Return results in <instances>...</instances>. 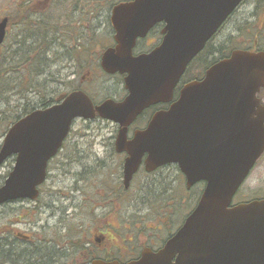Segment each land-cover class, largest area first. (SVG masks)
I'll return each instance as SVG.
<instances>
[{
    "label": "water",
    "instance_id": "water-1",
    "mask_svg": "<svg viewBox=\"0 0 264 264\" xmlns=\"http://www.w3.org/2000/svg\"><path fill=\"white\" fill-rule=\"evenodd\" d=\"M243 0H130L112 8L116 45L106 48L101 67L125 74L128 94L95 104L82 89L61 95L14 122L0 145V167L11 155L15 165L0 186V204L34 200L74 120L96 117L119 129L116 145L130 156L125 182L148 153L147 165L177 163L191 188L205 187L179 231L158 252L127 264H264V198L233 205V198L264 153V51L234 49L200 81L185 84L168 109L154 113L146 128L127 140L129 126L147 108L171 102L194 57ZM165 21L161 44L134 55L138 38ZM9 18H0V44ZM90 264H121L94 260Z\"/></svg>",
    "mask_w": 264,
    "mask_h": 264
},
{
    "label": "flooded vegetation",
    "instance_id": "flooded-vegetation-1",
    "mask_svg": "<svg viewBox=\"0 0 264 264\" xmlns=\"http://www.w3.org/2000/svg\"><path fill=\"white\" fill-rule=\"evenodd\" d=\"M165 28L164 20L155 23L144 37L137 40L134 55L157 48L164 39ZM222 28L188 65L175 88L173 100L149 107L129 126L128 141L134 138L137 131L147 127L155 112L168 109L179 98L185 84L202 80L208 69L224 58L221 41L217 39ZM112 32L111 45L115 46V32ZM87 40H91L89 35ZM120 76L124 79V75ZM117 133L118 129L101 146L64 143L49 160L47 176L39 186L36 199H17L0 205V221L7 220L2 222L0 231V264H47L48 247L55 255H61L63 243L60 245V233L66 229L63 228V222L70 215H75L74 208L80 210L88 205L87 227L80 225L83 242L66 244L72 246L75 253L78 252L84 264L94 260L117 261L121 264L139 260L145 252L161 250L179 231L192 211L183 216L177 227L173 226L180 203V193L173 191V183L186 182L179 165L166 163L149 168L146 163L148 153H145L137 171L126 184L125 164L130 154L127 150H118ZM16 158L17 155H11L4 163L9 165L8 174ZM189 190L184 187L185 192ZM182 196L181 200L184 201L186 193ZM145 201L148 203L143 206ZM111 204L113 208H110ZM116 206L118 209L115 212L112 209ZM122 206H126V214L122 213ZM112 212L124 217L118 218L117 222H110ZM53 218H56L57 223L51 227L49 221ZM21 223L28 227V232L12 235L14 227ZM12 237L13 241L10 242ZM67 240H71L69 235Z\"/></svg>",
    "mask_w": 264,
    "mask_h": 264
},
{
    "label": "rangeland",
    "instance_id": "rangeland-1",
    "mask_svg": "<svg viewBox=\"0 0 264 264\" xmlns=\"http://www.w3.org/2000/svg\"><path fill=\"white\" fill-rule=\"evenodd\" d=\"M54 1L58 0H0V18L3 16H10L13 18V22L20 19V7L23 5H31L33 11L37 14L32 15L33 20L37 19L38 15L46 14L49 19L50 16H57L60 12L62 13L64 7H56L52 14L50 13V8ZM126 0H105L102 1L101 9L94 6L93 0H80V4L76 5L75 2H71L68 5V10L66 11V16L72 17V22L77 30L80 45L79 48L82 49L87 45V36L91 38H98L100 43L94 44L89 42V49L91 53L85 54L81 61H71L69 58L63 59L58 58L52 59L49 67L48 73L39 78V82L42 84L41 89H44L45 93L49 97H57L61 93H67L72 90V88L80 85L81 88L92 94L94 101L100 103L107 98H115L116 100H121L125 94V87L123 79L120 75H109L101 71L99 67V60L96 61V56L98 51L108 46L112 43V26L110 22V15L112 7L119 2ZM101 3V2H100ZM77 8V9H75ZM91 8L97 11V14L93 15ZM75 9V10H74ZM60 13V14H61ZM45 17V18H46ZM11 24L9 30V36L5 46L7 47L14 42L16 35L22 33L23 35H28L32 30L27 29L30 24ZM217 39L221 41L222 52L224 55H228L232 50L236 48L251 47L255 40H258L259 48L264 49V0H247L234 15L229 19L225 26L220 31ZM73 43V42H72ZM3 49L0 48V53ZM62 54L63 51H59ZM84 77V78H83ZM72 80L74 85H67L62 81ZM74 90V89H73ZM260 98L264 102V90L260 93ZM34 102L39 101L40 96L37 94H32L30 96ZM5 122L0 123V143L2 142L4 135L6 133ZM118 129V125L112 121L96 118L94 120L77 119L73 125V131L71 132L68 140L65 144L80 146H101L104 145V140H109ZM9 171V165L4 164L0 168V184L3 182ZM60 185V184H59ZM174 192L176 194L180 193V203L178 206V217L174 218L173 226L177 227L183 220V216H186L194 205H196L197 200L203 190V185L199 184L191 188L188 191H184L185 182L173 183ZM186 189V187H185ZM186 193V198L182 201V195ZM264 197V154L257 162L255 168L250 172L247 179L244 181L242 186L236 193L233 202H244L255 198ZM115 204V202H113ZM148 201L143 202V206L147 204ZM110 208H113L111 204ZM90 209V205L82 207L80 210L74 208L75 215H70L69 219L63 222V230L60 235H62L60 245L66 246V244H80L83 242L80 225H84L86 228V213ZM116 206L113 211H117ZM122 213L126 214V206H122ZM115 212L111 213L110 222H117L118 218L124 217L123 215L117 216ZM2 222H7V220L0 221V231ZM83 222V223H82ZM57 223L56 218L50 219L49 224L53 227ZM14 226V225H12ZM13 228V227H12ZM69 232H68V230ZM52 232H56L55 229H50ZM18 232H28V227L24 224H18L14 227L12 235L15 236ZM70 236L71 240L68 241L67 237ZM80 238V239H79ZM13 241V237L10 242ZM21 241V240H18ZM64 249H69L68 257L64 259L63 264H84L77 253H74L72 246L63 247ZM81 248H79V251ZM71 255V256H70ZM70 256V257H69Z\"/></svg>",
    "mask_w": 264,
    "mask_h": 264
},
{
    "label": "trees",
    "instance_id": "trees-1",
    "mask_svg": "<svg viewBox=\"0 0 264 264\" xmlns=\"http://www.w3.org/2000/svg\"><path fill=\"white\" fill-rule=\"evenodd\" d=\"M102 1L105 0H95V2L93 0L94 6L101 9ZM71 2H75L76 5L81 3L80 0L54 1L50 10L54 11L58 6L64 7V11L57 16H50L49 19L46 14H41L38 15L37 19L33 20L31 16L36 13L31 5H23L19 8V13H22L19 20L13 22V18L9 16V30L11 24L13 25L20 21L18 23L20 25L23 23L30 24L27 29L28 31L32 30V32L28 35H23L22 33L16 35L17 38L7 47L5 46L7 39L0 45V48L3 49L0 53V123L5 122L3 132L5 129L7 132L15 121L32 110L52 105L63 94L57 95L56 98L49 97L44 89L39 88L42 87L39 78L48 73L47 69L52 59L69 58L71 61H81L85 54L89 55L91 53L88 40L86 46L82 49L79 48L80 41L77 30L73 26L72 17L66 16L68 5ZM52 10L50 11L51 14ZM91 11L93 15L97 14V11L92 8ZM96 36L91 38L90 43H100ZM254 47L258 50H264L259 48L257 39L251 47L246 48L254 50ZM102 50L98 51V55L95 57L96 61L99 60ZM59 51H63L62 54H59ZM223 56L226 55L223 54ZM62 82L67 85H74L72 80H63ZM79 88H81L80 85L72 88V90ZM32 94L39 95V101L34 102L30 97ZM47 250L49 259L47 264H63L64 259L68 257L69 249L63 248L61 255H55L49 247Z\"/></svg>",
    "mask_w": 264,
    "mask_h": 264
}]
</instances>
